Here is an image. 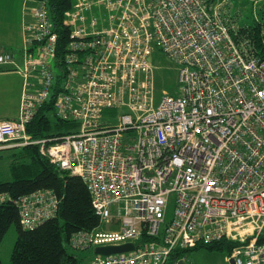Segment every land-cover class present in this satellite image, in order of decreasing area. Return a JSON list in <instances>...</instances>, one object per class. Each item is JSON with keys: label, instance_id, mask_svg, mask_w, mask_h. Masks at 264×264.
<instances>
[{"label": "built area", "instance_id": "1", "mask_svg": "<svg viewBox=\"0 0 264 264\" xmlns=\"http://www.w3.org/2000/svg\"><path fill=\"white\" fill-rule=\"evenodd\" d=\"M27 1L21 111L0 120V149L38 145L85 181L101 224L71 245L134 244L94 250L93 264H187V250L226 241L234 264H264V57L236 40L221 4L74 0L61 48L49 0ZM157 48L178 64L180 86L156 104ZM8 63L17 65L16 53L0 51ZM52 99L72 127L32 137L28 124ZM17 203L32 227L57 213L59 198L38 189Z\"/></svg>", "mask_w": 264, "mask_h": 264}, {"label": "trees", "instance_id": "2", "mask_svg": "<svg viewBox=\"0 0 264 264\" xmlns=\"http://www.w3.org/2000/svg\"><path fill=\"white\" fill-rule=\"evenodd\" d=\"M74 0H49L50 12L59 33V46L68 41L69 29L63 18ZM264 11V10H263ZM236 40L247 45L254 53L264 57V12L254 23L236 25ZM62 50L59 53L62 54ZM68 126L54 113L53 99L44 104L28 124L32 137L48 135L50 126ZM68 124V125H67ZM10 154L12 179L0 180V243L12 224L17 227V239L12 252V264H80L75 253L69 251L72 236L80 230H90L101 224L94 209L91 192L80 175L60 168L39 151L38 145L12 146L0 149ZM49 189L59 198L57 213L32 227L21 222L17 200L35 190ZM264 240V231L262 232ZM232 244L226 241L199 244L195 248L230 251ZM191 248L189 250H192ZM76 251H82L74 248ZM188 252V250L186 251ZM180 252H176L172 257ZM0 264H2L0 260Z\"/></svg>", "mask_w": 264, "mask_h": 264}, {"label": "rangeland", "instance_id": "3", "mask_svg": "<svg viewBox=\"0 0 264 264\" xmlns=\"http://www.w3.org/2000/svg\"><path fill=\"white\" fill-rule=\"evenodd\" d=\"M213 5L215 3H220L221 7L233 19L235 25L241 26L243 24H252L255 19H260L263 17L264 10V0H212ZM18 4V0H13L12 7ZM0 3V18H3L4 14H9V10L1 7ZM16 10H10L12 16V23L15 24V21H21V10L19 14H16ZM100 14V12H97ZM10 16V17H11ZM19 16V17H18ZM22 22V21H21ZM233 22V23H234ZM20 46V45H19ZM10 51L15 52L17 58L23 53V50H20L21 47H7ZM20 51V52H17ZM153 63V95L154 101L157 104L163 94L169 93L176 95L179 91V66L172 60L168 55L163 53L160 49H156L152 56ZM0 91V95H1ZM9 100L13 98V94L9 97ZM1 101V100H0ZM125 109H129L128 106L124 107H113L106 108L104 111V116L106 118L116 119ZM1 111V107H0ZM68 125V124H67ZM71 123L68 126H55L52 124L47 130L50 134L62 135L66 133L71 128ZM45 136H39V138ZM39 147V146H38ZM40 151V148H39ZM41 152V151H40ZM12 158L9 153L0 155V180L12 179L10 174V163ZM172 208L173 202L170 203V208L167 214V220H170L172 217ZM117 226L113 227L116 228ZM105 229L106 227H102ZM17 227L15 224H12L0 243V260L2 264H12V252L15 246L17 239ZM215 243V242H214ZM69 251L75 253L79 257L80 264H93L92 260L95 256L94 247L82 251H76L74 248L69 246ZM230 251L222 249H209L206 247L194 248L188 250L189 261L187 264H230Z\"/></svg>", "mask_w": 264, "mask_h": 264}, {"label": "crops", "instance_id": "4", "mask_svg": "<svg viewBox=\"0 0 264 264\" xmlns=\"http://www.w3.org/2000/svg\"><path fill=\"white\" fill-rule=\"evenodd\" d=\"M1 7L9 10V14H4L3 18H0V51H10L7 47H21L20 50H24L27 41L23 28V23L27 17V0H18V4L12 7L13 0H0ZM16 10V14H19L21 10V21H15L12 23V16L10 10ZM11 16V17H10ZM19 17V16H18ZM20 45V46H19ZM20 52V51H17ZM24 57L22 54L17 58V65L11 63L0 65V120L17 118L20 115L21 109V96L24 86V74L22 66ZM13 94V98L9 100V96ZM0 150V155L6 154Z\"/></svg>", "mask_w": 264, "mask_h": 264}, {"label": "water", "instance_id": "5", "mask_svg": "<svg viewBox=\"0 0 264 264\" xmlns=\"http://www.w3.org/2000/svg\"><path fill=\"white\" fill-rule=\"evenodd\" d=\"M134 246L133 243H125V244H119V245H100L95 247V252L96 253H101V254H110L113 252H121L125 250H130ZM230 264H234V259L231 258ZM181 264H186L185 261L180 260Z\"/></svg>", "mask_w": 264, "mask_h": 264}, {"label": "bare ground", "instance_id": "6", "mask_svg": "<svg viewBox=\"0 0 264 264\" xmlns=\"http://www.w3.org/2000/svg\"><path fill=\"white\" fill-rule=\"evenodd\" d=\"M264 231V230H263Z\"/></svg>", "mask_w": 264, "mask_h": 264}]
</instances>
